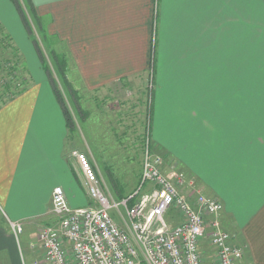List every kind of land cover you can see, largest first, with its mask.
<instances>
[{
	"label": "crops",
	"instance_id": "0c3cea01",
	"mask_svg": "<svg viewBox=\"0 0 264 264\" xmlns=\"http://www.w3.org/2000/svg\"><path fill=\"white\" fill-rule=\"evenodd\" d=\"M30 2L66 57L72 85L95 91L150 81L151 151L221 202V226L243 249L239 264H264V0ZM0 27L14 49L8 65L21 69L13 87L23 89L0 103V205L35 237L52 221L55 186L72 207L90 203L74 142L80 131L91 154L86 132L93 137L87 125L77 131L65 121L10 0H0ZM16 238L0 212V264H24Z\"/></svg>",
	"mask_w": 264,
	"mask_h": 264
},
{
	"label": "built area",
	"instance_id": "2783aa9c",
	"mask_svg": "<svg viewBox=\"0 0 264 264\" xmlns=\"http://www.w3.org/2000/svg\"><path fill=\"white\" fill-rule=\"evenodd\" d=\"M145 129L137 184L122 198L105 192L87 156L75 152L90 203L72 207L63 187L52 189V221L37 230L32 247L41 256L33 264H239L243 249L221 226V202L153 153L147 121ZM0 212L15 236L22 231L1 205ZM116 218H126L127 227Z\"/></svg>",
	"mask_w": 264,
	"mask_h": 264
},
{
	"label": "rangeland",
	"instance_id": "374dc122",
	"mask_svg": "<svg viewBox=\"0 0 264 264\" xmlns=\"http://www.w3.org/2000/svg\"><path fill=\"white\" fill-rule=\"evenodd\" d=\"M19 2L30 22L31 34L37 39L42 49L44 64L62 93L63 101L68 108L72 121H74V128L79 131L82 127L85 129L87 125V129L93 137L90 139L85 131L86 139L94 145L93 150L90 149V154L89 150H85L87 148L84 144L81 146L79 131L75 135L77 141L74 142L77 152L87 154L89 161L92 155L98 165V174L101 177V184L105 192L116 199L124 197L134 189L140 173L146 131L144 116L150 81L147 83L145 77L138 76L121 81L118 83L121 87L118 89L114 85H109L95 91L79 88L75 83L72 85L69 81L71 88L68 89L55 68L49 48L44 44L34 17L27 10L25 0H19ZM10 4L13 5L11 1ZM8 45V40L0 41V103L3 102L9 92H16L20 89V85L13 86L19 82L21 69L19 72L15 67V70L12 71L6 62V58L11 59L12 63L15 60L12 56L14 49L9 48ZM26 76L27 80L25 79V81L28 84V75ZM6 84L10 85V89L6 90ZM83 120L88 121V123L84 124ZM91 166L93 167L92 164ZM190 199L193 201L194 195L190 196ZM116 220L122 228L127 227L126 218L125 220L116 218ZM33 235L34 231L27 233L22 225V231L15 236L20 245L24 264H31L33 257L39 258L38 251L32 253V251L39 249L38 245L32 247V244H36Z\"/></svg>",
	"mask_w": 264,
	"mask_h": 264
},
{
	"label": "trees",
	"instance_id": "16d2710c",
	"mask_svg": "<svg viewBox=\"0 0 264 264\" xmlns=\"http://www.w3.org/2000/svg\"><path fill=\"white\" fill-rule=\"evenodd\" d=\"M10 1L14 5V7H15V9L17 11V14L19 15V18H20V20H21V22L23 24V27L25 28V31L27 32V34H28V36L30 38V41H31V43H32V45L34 47L35 53L37 54L39 60L41 61L43 70L45 71V74L47 76V80L50 83L53 95H54L59 107L61 108V111H62V114H63V116L65 118V121L67 122V124L69 126L73 125L74 121H72V119L70 117V113L68 111V108H67L65 102L63 101L62 93H61L58 85L56 84V82H54L53 78L49 74V69L44 64V60H43L44 56H43L42 49H41L37 39H35L32 36V34H31V32H32L31 25H30V22L28 20V17L25 14V11L22 8V5L20 4L19 0H10ZM25 2L27 4V10H29L31 8V2H30V0H25ZM29 12H31V14L33 15V17L35 19L36 27H37V29L39 28V32H40L41 37H42V39L44 41V44L49 48V53L51 54L52 60L54 62L55 68H56L59 76L61 77L62 81L64 82L65 87L67 86V88L70 89L71 88V86H70L71 84L69 83V81L66 78V72H67V59H66V57L64 56L63 53L56 52L51 47V40H50L49 34L47 33V30H46V24H47L46 20H44L41 17H39L36 14H34L33 10H29ZM0 36H2L0 38L1 42L7 41V35L3 33L1 27H0ZM6 44H7V42H6ZM8 47H10V46L8 45ZM6 62L8 63L7 60H6ZM0 67H1V65H0ZM2 69H3V67H2ZM5 88L6 89H10L8 84L5 85ZM22 90L23 89H20V90H18L16 92H12L11 95L8 96L7 98H5L2 103H4L5 101L9 100L10 98H12L15 94L20 93V91H22ZM147 120H148V118H147ZM147 124H148V122H147Z\"/></svg>",
	"mask_w": 264,
	"mask_h": 264
}]
</instances>
